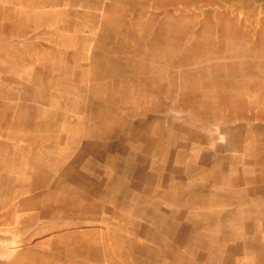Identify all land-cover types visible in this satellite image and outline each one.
Returning a JSON list of instances; mask_svg holds the SVG:
<instances>
[{
  "label": "rangeland",
  "instance_id": "1",
  "mask_svg": "<svg viewBox=\"0 0 264 264\" xmlns=\"http://www.w3.org/2000/svg\"><path fill=\"white\" fill-rule=\"evenodd\" d=\"M0 264H264V0H0Z\"/></svg>",
  "mask_w": 264,
  "mask_h": 264
}]
</instances>
